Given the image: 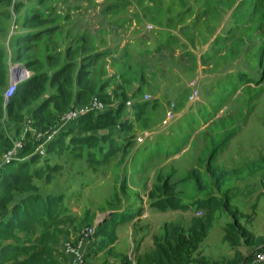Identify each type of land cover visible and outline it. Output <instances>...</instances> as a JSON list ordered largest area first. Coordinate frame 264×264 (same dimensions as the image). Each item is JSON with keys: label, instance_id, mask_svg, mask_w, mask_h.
Returning a JSON list of instances; mask_svg holds the SVG:
<instances>
[{"label": "rangeland", "instance_id": "rangeland-1", "mask_svg": "<svg viewBox=\"0 0 264 264\" xmlns=\"http://www.w3.org/2000/svg\"><path fill=\"white\" fill-rule=\"evenodd\" d=\"M256 2L58 0L36 5V14L60 29L51 38L29 41L27 50L33 63L27 67L15 60L12 43L19 33L31 30L23 25L24 11L17 12L16 5L13 8V4L0 1V45L10 67L5 94L12 85L44 74L47 82L41 103L57 92L56 86L50 91L49 85L62 67L70 76H61L58 84L65 92H75L77 71L84 67L91 74L93 99L98 98V84L111 78L107 88L111 97L116 91L131 94L133 87L142 83L146 89L142 96L158 103L142 119L134 120L133 133L151 134L146 143L135 142L129 151L112 150V157L105 155L112 149L108 144L102 155L97 147H84L78 152L83 160L76 158L77 151L67 152L58 160L64 169L50 173L52 182L34 181L43 195L64 194L69 219L62 244L76 245L84 231L94 228L96 232L101 225L102 239L115 240L93 251L89 264H137V245L141 253H150L164 224L187 228L194 218L212 217L208 237L195 255L212 262L228 264L237 252L248 255L251 246L241 234L239 242L225 240L226 230L236 224L235 212L243 228L264 237V66L260 60L264 0ZM109 48L114 49L107 61H98L101 57L96 54ZM101 62L100 69L104 67L106 73H100V80L96 70ZM193 82L198 98L190 102L194 89L189 85ZM171 104L175 105L174 118L164 126L161 122ZM34 106L25 111L21 138V132L14 133L16 124L7 121L5 128H13L9 135L15 137V144L30 128ZM120 133L115 130L116 136ZM228 133V147L210 165L213 147ZM48 142L44 139L43 145ZM89 151L94 153V161L88 162ZM6 154L0 158V167ZM99 159L104 162L97 164ZM166 181L192 209L160 211L151 207ZM209 198H217L215 210L197 209V202ZM131 215L136 218L122 222ZM95 236L91 240H96ZM252 247H258L256 240Z\"/></svg>", "mask_w": 264, "mask_h": 264}, {"label": "trees", "instance_id": "trees-1", "mask_svg": "<svg viewBox=\"0 0 264 264\" xmlns=\"http://www.w3.org/2000/svg\"><path fill=\"white\" fill-rule=\"evenodd\" d=\"M0 1L13 4V8L16 5L15 10L17 12L24 11L22 14L23 25L26 29L31 30L24 34L19 33L12 43L16 50L15 60L31 67L33 62L29 60L27 50L28 45H30L29 41L35 39L37 42L44 38H51L60 29L58 25H54L51 21L44 20L36 14V5L41 6L58 0ZM260 1L257 0L256 3H260ZM261 10H264V5H261ZM112 49L114 48L96 54V56L101 57L98 61L106 62ZM260 60L264 66V49L260 52ZM102 62L99 69L96 70V75L100 80L102 79L100 73H106L104 67L100 69ZM131 70H135L134 67ZM9 75L10 67L0 45V158L15 147L13 141L15 137L9 135L13 128L9 129V126L5 128L7 121L16 124L17 128L14 132L16 135V132L19 133L24 128L21 124L27 120H25V111L29 109L30 105H35L30 110L29 120H31V123L28 124L30 128L23 137L22 147L18 150L16 159L9 164L3 163L0 167V264H65V262L60 261V256H63L61 247L64 246L62 236L68 233L63 228L67 225L69 219L65 215L68 208L64 203V194L43 195L39 184H35L34 181L52 182V174L58 171L61 172L64 169L58 160L67 152L72 154L75 150V152L77 151L75 153L76 158L80 157L79 159L83 160L84 158H81L83 155L78 154V152L83 150L84 147L87 149L97 147L98 153L102 155L106 151V144H108L112 147L105 154L108 157H112V150L118 153L129 151L137 142L136 138L139 136L132 132L134 130V120L142 119V115L147 114L151 109H156L158 103L156 99L151 100L149 96H142L143 91H146L145 85H142V83H139L136 88L133 87L131 94H127L125 91H122V93L116 91L114 97H111V93L108 92V83L111 78L106 79L103 83L98 84L99 90L96 93L98 97L96 99L103 104V108L89 111L60 128L56 136L44 145V154H40V152H37V148L42 142L36 141L35 138L39 131L43 133L58 127L62 117L68 112L88 106L95 100L93 99L95 91L89 81L91 74L84 67L78 69L76 91L65 92L62 85L58 83L61 76H70V74H68L66 68L62 67L53 74L49 85L50 91H53L56 86L57 92L52 93L41 103H39V100L44 95L47 82V77H44V74H39L22 82L16 87L15 94L7 100L4 88L9 82ZM117 86L116 89H118ZM104 90L107 91L101 92ZM114 98L116 101L113 100ZM115 104L116 106H112ZM52 108L55 110H52ZM161 123L163 124V120ZM117 129L121 132L119 136L115 135ZM117 139H120V142ZM230 139L231 136L228 133L223 142L213 147L209 159L210 165H212L215 157L228 147ZM88 153V162L94 161L91 159L92 156L94 157V153L90 151ZM52 162H54L53 166ZM101 162L103 163L104 160L99 159L96 163ZM49 167H53L50 172ZM125 187L126 180L122 181L120 189L123 190ZM159 194V198L157 196V200L151 203L153 209L160 211L192 209V205L183 203L177 197L174 189L169 187L168 181L159 189ZM151 195L155 196V193ZM227 205L225 204V208ZM196 206L197 209L207 207L215 210L218 206V200L217 198L205 199L197 202ZM226 209L231 211L230 207ZM214 212L212 211L210 214ZM236 214V212L233 214L236 224H231L229 226L231 228L226 230L225 240L231 243L239 242L241 239H239L238 234H241L244 239L246 238V244L251 247L247 246L249 248L247 256L237 252L232 262L226 263L254 264L256 255L264 250V237L253 236L250 231L243 228ZM135 218L136 215H131L124 218L122 222L132 221ZM211 218L206 220L194 218L187 228L178 224H164L161 235L153 239L154 248L150 253H141L140 246L137 245L136 254L138 258L136 263L223 264L220 261L212 262L200 255L195 256L201 244L208 237L212 223ZM103 229V225L98 226L95 232L96 241L92 239L88 244L90 250H100L101 247H108L115 241L114 239H102ZM236 236L237 238H235ZM254 240L258 242L257 248L252 247ZM92 254V251H88L85 254L86 260ZM125 264L131 263L127 261Z\"/></svg>", "mask_w": 264, "mask_h": 264}, {"label": "built area", "instance_id": "built-area-1", "mask_svg": "<svg viewBox=\"0 0 264 264\" xmlns=\"http://www.w3.org/2000/svg\"><path fill=\"white\" fill-rule=\"evenodd\" d=\"M195 86L196 85L194 82L189 85L190 88L194 89L192 94H191V97H190V102H194L198 98V91L195 90ZM16 87H17V85L14 84L6 90V99L7 100L13 96L14 92L16 91ZM102 108H103V104L100 101H98L97 99H95L88 106L77 108L73 111H70L66 115H64L62 117V121H61L60 125L57 127V130H50V131L43 132V133L42 132L37 133L36 134V140L42 142V144L38 148V151L40 152V154H44V145H43L44 139H45V142L50 141L58 133V131H59L58 129L64 127L65 125H67L70 122L77 119L79 116H81L85 113H88L89 111L99 110ZM174 109H175V105L172 104L170 106V108L168 109V112L166 113L165 119L163 120L164 125H168L173 120V118H174L173 110ZM149 137H151V134L149 132H142L136 138L137 143L139 145H142L148 140ZM21 147H22V140L17 142L15 144L14 149L5 155L3 163L9 164L13 160H15V156L17 155V152ZM0 180H1V172H0ZM94 233H95L94 228L88 229V230L83 232V234L81 235V237L78 240V244L74 245L70 242L64 243L63 249H64L65 253L74 258L72 264H89L85 258V254L82 253V249L87 244L88 241H91V237H92V235H94ZM254 264H264V250L260 251L256 255V257L254 259Z\"/></svg>", "mask_w": 264, "mask_h": 264}, {"label": "crops", "instance_id": "crops-1", "mask_svg": "<svg viewBox=\"0 0 264 264\" xmlns=\"http://www.w3.org/2000/svg\"><path fill=\"white\" fill-rule=\"evenodd\" d=\"M96 241V240H95ZM90 241H88V243H89ZM64 245V244H63ZM94 247V246H93ZM92 247V248H93ZM61 250H62V253H63V256L61 257L60 256V261L63 263V262H65V264H72V262H73V257L72 256H70V255H68V254H66L65 253V251H64V249H63V246L61 247ZM88 251H97L98 252V249H95V250H90V246H88L87 244L83 247V249H82V253L83 254H86ZM92 259H93V255H91V258L89 257L87 260H90V261H92Z\"/></svg>", "mask_w": 264, "mask_h": 264}]
</instances>
